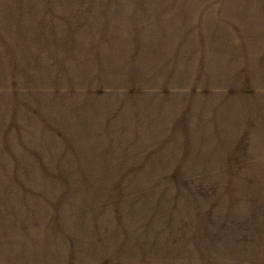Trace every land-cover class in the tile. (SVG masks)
Wrapping results in <instances>:
<instances>
[{
  "label": "rangeland",
  "instance_id": "374dc122",
  "mask_svg": "<svg viewBox=\"0 0 264 264\" xmlns=\"http://www.w3.org/2000/svg\"><path fill=\"white\" fill-rule=\"evenodd\" d=\"M0 264H264V0H0Z\"/></svg>",
  "mask_w": 264,
  "mask_h": 264
}]
</instances>
